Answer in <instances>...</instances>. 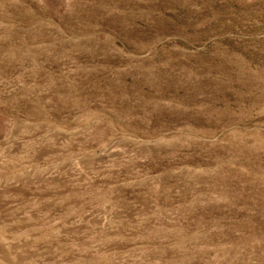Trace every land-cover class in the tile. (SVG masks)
Instances as JSON below:
<instances>
[{
	"label": "rangeland",
	"instance_id": "374dc122",
	"mask_svg": "<svg viewBox=\"0 0 264 264\" xmlns=\"http://www.w3.org/2000/svg\"><path fill=\"white\" fill-rule=\"evenodd\" d=\"M0 264H264V0H0Z\"/></svg>",
	"mask_w": 264,
	"mask_h": 264
}]
</instances>
